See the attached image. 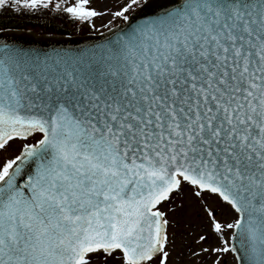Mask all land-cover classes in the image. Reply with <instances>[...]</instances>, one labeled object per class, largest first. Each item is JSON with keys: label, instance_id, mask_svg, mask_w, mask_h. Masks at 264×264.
<instances>
[{"label": "snow or ice", "instance_id": "1", "mask_svg": "<svg viewBox=\"0 0 264 264\" xmlns=\"http://www.w3.org/2000/svg\"><path fill=\"white\" fill-rule=\"evenodd\" d=\"M88 3L0 0V25L102 15ZM17 140L0 165V264H170L185 187L217 237L232 233L194 256L264 264V0H177L99 53L0 44V152Z\"/></svg>", "mask_w": 264, "mask_h": 264}, {"label": "rangeland", "instance_id": "2", "mask_svg": "<svg viewBox=\"0 0 264 264\" xmlns=\"http://www.w3.org/2000/svg\"><path fill=\"white\" fill-rule=\"evenodd\" d=\"M145 1L146 0H140V6ZM75 2L76 0H67L69 5ZM127 2L128 0H89L86 7L88 9H94L102 13V15L92 18L84 27L89 28L92 33L98 34L106 31L111 24L118 25L126 22L122 18L115 17L113 13L121 10ZM139 7L134 6L126 15L130 16ZM74 35L79 34L75 33ZM33 142L34 139L31 138L28 141V143ZM24 143V141L17 140L13 142L11 147L6 151L0 152V165H2L5 160L12 159L16 155H19L20 149ZM178 204H183V210L169 217L173 225L170 229V264H213V261L216 259L215 254H202L197 257L194 256L193 253L200 252V250L205 247L223 246L222 241L223 239L230 238L232 234L231 230L228 231V235L222 238L217 237L211 231L210 222L201 208V202L191 195V189L187 187H185L182 195L174 198L172 206ZM207 204L215 211L217 220L223 224L234 222L236 213L222 204L219 200L208 199ZM165 207H168V205ZM200 235L207 236V241L198 244L197 241ZM221 264H238L236 255L234 253L222 254Z\"/></svg>", "mask_w": 264, "mask_h": 264}, {"label": "water", "instance_id": "3", "mask_svg": "<svg viewBox=\"0 0 264 264\" xmlns=\"http://www.w3.org/2000/svg\"><path fill=\"white\" fill-rule=\"evenodd\" d=\"M176 3L177 0H146L129 16L128 21L98 34L54 35L39 34L28 29L0 30V44L48 54L99 53L112 41H115L118 36L128 31L130 27H136L149 19H154L165 11L172 9ZM234 254L237 257L238 264H242V261L238 259V254ZM240 255H242V252Z\"/></svg>", "mask_w": 264, "mask_h": 264}, {"label": "trees", "instance_id": "4", "mask_svg": "<svg viewBox=\"0 0 264 264\" xmlns=\"http://www.w3.org/2000/svg\"><path fill=\"white\" fill-rule=\"evenodd\" d=\"M68 4V3H67ZM0 30L28 29L40 34L73 35L88 34L92 31L84 27L88 22L75 21L66 13H55L51 9H41L33 14L15 15L6 13Z\"/></svg>", "mask_w": 264, "mask_h": 264}]
</instances>
